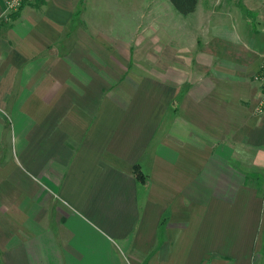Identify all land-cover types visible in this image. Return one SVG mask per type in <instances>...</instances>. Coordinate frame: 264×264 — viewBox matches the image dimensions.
<instances>
[{
  "label": "crops",
  "instance_id": "obj_1",
  "mask_svg": "<svg viewBox=\"0 0 264 264\" xmlns=\"http://www.w3.org/2000/svg\"><path fill=\"white\" fill-rule=\"evenodd\" d=\"M4 1L0 264H264V0H197L151 47L108 1Z\"/></svg>",
  "mask_w": 264,
  "mask_h": 264
},
{
  "label": "rangeland",
  "instance_id": "obj_2",
  "mask_svg": "<svg viewBox=\"0 0 264 264\" xmlns=\"http://www.w3.org/2000/svg\"><path fill=\"white\" fill-rule=\"evenodd\" d=\"M101 1H108V3H102L97 7L96 11L99 13L94 15L96 20L104 24L105 26L102 27L106 28L113 36H120L121 34L125 36L127 43L139 31L145 35L144 44H146V47H151L152 43L156 42L155 36L158 27H162V30H165L163 31L164 34H166L170 21H175L174 19L179 20V22L183 21V16L173 9L168 0ZM106 5L109 9L106 8ZM92 8L93 4L91 3L89 5L90 12ZM92 13L95 14V10ZM159 18L162 19L161 24L158 22Z\"/></svg>",
  "mask_w": 264,
  "mask_h": 264
},
{
  "label": "built area",
  "instance_id": "obj_3",
  "mask_svg": "<svg viewBox=\"0 0 264 264\" xmlns=\"http://www.w3.org/2000/svg\"><path fill=\"white\" fill-rule=\"evenodd\" d=\"M35 0H5L4 7L2 11V17L7 18L10 15L16 13L21 9L24 3L33 2ZM254 82L259 85V97L258 103L255 108V112L257 114L264 113V58L260 63L259 70L257 74L253 77Z\"/></svg>",
  "mask_w": 264,
  "mask_h": 264
},
{
  "label": "trees",
  "instance_id": "obj_4",
  "mask_svg": "<svg viewBox=\"0 0 264 264\" xmlns=\"http://www.w3.org/2000/svg\"><path fill=\"white\" fill-rule=\"evenodd\" d=\"M174 10L182 16H187L194 12L197 0H169Z\"/></svg>",
  "mask_w": 264,
  "mask_h": 264
}]
</instances>
